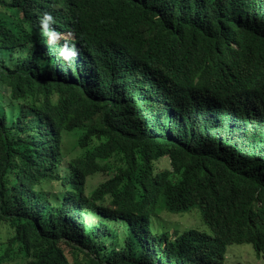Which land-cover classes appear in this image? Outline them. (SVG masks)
<instances>
[{"label": "trees", "instance_id": "trees-1", "mask_svg": "<svg viewBox=\"0 0 264 264\" xmlns=\"http://www.w3.org/2000/svg\"><path fill=\"white\" fill-rule=\"evenodd\" d=\"M0 226V264L264 259V0H0Z\"/></svg>", "mask_w": 264, "mask_h": 264}, {"label": "rangeland", "instance_id": "rangeland-1", "mask_svg": "<svg viewBox=\"0 0 264 264\" xmlns=\"http://www.w3.org/2000/svg\"><path fill=\"white\" fill-rule=\"evenodd\" d=\"M7 14H12L11 11L6 10ZM74 140L66 138L63 146L64 161L78 155L77 148H73ZM72 147V148H71ZM165 168L168 167L167 162L164 160ZM108 178V173H97L87 179L86 192L90 194L99 184ZM57 182L51 184L48 188L51 191L56 189ZM153 230L155 233H175L182 234L188 229H198L209 235H213L211 228L207 225L203 217V211L199 206L191 208L187 212L174 214L168 212L164 208H156L151 217ZM2 236H5L6 231L0 226ZM118 233L121 235L122 232ZM12 264V263H9ZM226 264H264V259L257 255L251 244L231 245L227 251Z\"/></svg>", "mask_w": 264, "mask_h": 264}, {"label": "clouds", "instance_id": "clouds-1", "mask_svg": "<svg viewBox=\"0 0 264 264\" xmlns=\"http://www.w3.org/2000/svg\"><path fill=\"white\" fill-rule=\"evenodd\" d=\"M55 23L53 17L45 13L40 20V27H41V34L46 39L47 43H58L62 38H65V35L61 36L59 33H57L55 30L51 29L50 25ZM75 51L73 49H69L67 45H65L61 51H60V56L65 60V61H70L72 57L75 55Z\"/></svg>", "mask_w": 264, "mask_h": 264}]
</instances>
